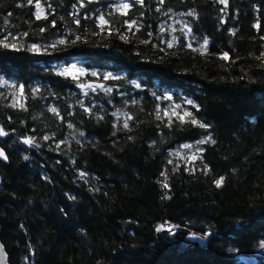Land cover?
Listing matches in <instances>:
<instances>
[{
  "label": "trees",
  "instance_id": "trees-1",
  "mask_svg": "<svg viewBox=\"0 0 264 264\" xmlns=\"http://www.w3.org/2000/svg\"><path fill=\"white\" fill-rule=\"evenodd\" d=\"M0 41L9 264H264V0H0Z\"/></svg>",
  "mask_w": 264,
  "mask_h": 264
},
{
  "label": "snow or ice",
  "instance_id": "snow-or-ice-1",
  "mask_svg": "<svg viewBox=\"0 0 264 264\" xmlns=\"http://www.w3.org/2000/svg\"><path fill=\"white\" fill-rule=\"evenodd\" d=\"M139 2L142 3L143 0H139ZM161 2H163V0H161ZM220 2H221L222 4H225V5L227 4V0H220ZM27 3L31 4V3H32V0H27ZM81 6H83V4H81ZM35 7H36V9H37V12H36V19H40V18H41V15H42V13H43L44 10H43V8L40 6L39 3H37V4L35 5ZM122 7H123V10H125V14H126V10L130 7V5H129V4H124ZM188 15H194V13L190 12V13H188ZM44 18L46 19V17H44ZM100 21H101V26H103L104 24H107V21L105 20V18H104L103 16L100 17ZM76 23L79 24V20H76ZM133 24H135V21H132V23L129 24V30H131ZM185 27H187V25H185ZM41 31H43V29H41ZM190 31H191V30L189 29V32H190ZM233 34H234V33H233ZM121 38L124 39V36H121ZM77 39H79V37H77ZM0 43H3V46H4V47H9V46H11V47H13V48L16 47L15 44H11V45H9V44L4 43V42H2V41H0ZM59 43H60V44H64L65 41H64V40H61V41H59ZM203 43H204V46H206L207 43H208L207 39H205ZM54 46H55V45H53V47H54ZM189 46H191V45H189ZM168 47H172V44H169ZM32 50L39 51L40 49H39V47H38L37 45H32ZM227 56H228L227 53H224V54H223V58L226 59ZM74 72L79 73L80 75H83V74H84V70H83V69H78V68L76 67V65L73 64L71 67L63 69V71L60 72V75H62V76H69V75H72V76H73V79H76L77 77H76L75 75H73ZM92 75L95 76V75H97V74H96L95 72H93ZM110 75H111V74H109V76H110ZM109 76H106L105 79H108ZM14 87H15V86H14ZM81 87H84V85H81ZM137 87H139V85H137ZM22 91H23V89H22V86H21V92H22ZM109 91H110V90H109ZM188 103L191 104L192 102H191V101H188ZM13 107H15V105H13ZM50 111H52L53 113H56V112H57V110H56L55 108H51ZM193 123H196V121H193ZM124 127H125V128H128V122H127V120L124 122ZM201 127H205V125H201ZM4 135H7V133H6L2 128H0V136H4ZM44 139L47 140V139H49V137L45 136ZM209 139H210V138H209ZM206 142H207V141H203V140H202V141H199L200 144H203V143H206ZM25 143H33L32 138H28V139H26V140H25ZM183 147H185V148H190V147H192V146H191V145H187V144H185ZM0 158H3V159H5V160L7 159V156L5 155V153H4V151H3L2 149H0ZM193 158H195V156H193ZM169 163H171V161H169ZM81 175H83V173H82ZM223 180H224L223 177H220V179L216 180V181H215L216 186H217V187H220V186L223 184ZM165 187H167V185H165ZM0 247H2V246H0Z\"/></svg>",
  "mask_w": 264,
  "mask_h": 264
},
{
  "label": "water",
  "instance_id": "water-1",
  "mask_svg": "<svg viewBox=\"0 0 264 264\" xmlns=\"http://www.w3.org/2000/svg\"><path fill=\"white\" fill-rule=\"evenodd\" d=\"M98 86H102L103 84H97ZM28 144V143H27ZM162 229V226L160 225L158 228H157V231H160ZM177 230H184L182 228H175ZM0 232H1V226H0ZM161 232V231H160ZM191 232V231H189ZM164 231H162L160 234H163ZM194 234V233H193ZM198 237V239L201 241V242H206L207 240H209L212 236V234H208V235H196ZM0 264H9V255L4 247V245L2 244L1 240H0ZM246 263L248 264H254V262L256 261L254 258H245L244 259Z\"/></svg>",
  "mask_w": 264,
  "mask_h": 264
},
{
  "label": "rangeland",
  "instance_id": "rangeland-1",
  "mask_svg": "<svg viewBox=\"0 0 264 264\" xmlns=\"http://www.w3.org/2000/svg\"><path fill=\"white\" fill-rule=\"evenodd\" d=\"M190 148L193 149V147H190ZM254 216H255V215H254ZM257 216H258V215H256V217H257ZM256 217H255V218H256ZM253 219H254V218H253Z\"/></svg>",
  "mask_w": 264,
  "mask_h": 264
},
{
  "label": "bare ground",
  "instance_id": "bare-ground-1",
  "mask_svg": "<svg viewBox=\"0 0 264 264\" xmlns=\"http://www.w3.org/2000/svg\"><path fill=\"white\" fill-rule=\"evenodd\" d=\"M198 238V237H197ZM199 240V239H198Z\"/></svg>",
  "mask_w": 264,
  "mask_h": 264
}]
</instances>
